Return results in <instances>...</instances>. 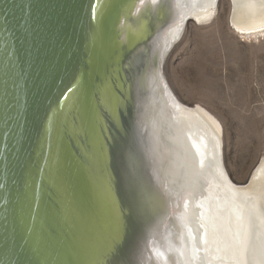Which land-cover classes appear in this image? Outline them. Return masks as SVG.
Instances as JSON below:
<instances>
[{
	"label": "water",
	"instance_id": "obj_1",
	"mask_svg": "<svg viewBox=\"0 0 264 264\" xmlns=\"http://www.w3.org/2000/svg\"><path fill=\"white\" fill-rule=\"evenodd\" d=\"M159 2L152 33L138 19L149 9L141 0H0V264H144L151 223L164 213L140 226L144 212L124 192L134 163L124 146L130 61L151 37L135 72L140 146L150 70L160 65L155 39L174 19ZM261 161L244 184L230 180L250 186ZM144 168L150 200L146 158Z\"/></svg>",
	"mask_w": 264,
	"mask_h": 264
},
{
	"label": "bare ground",
	"instance_id": "obj_2",
	"mask_svg": "<svg viewBox=\"0 0 264 264\" xmlns=\"http://www.w3.org/2000/svg\"><path fill=\"white\" fill-rule=\"evenodd\" d=\"M220 1L160 0L166 22L173 12L174 19L155 39L160 65L150 70V100L140 115L144 135L143 141L141 133L140 146L135 143V109L141 85L135 72L150 50L151 37L139 41L130 61L134 118H129L126 129L130 145L126 140L127 147L125 143L123 146L127 152L131 148L134 163L125 173L131 180L132 191L124 192L134 197L137 207L144 212L142 217L137 216L140 226L149 217L157 216V211L164 213L151 223V240L142 257L144 264H264V156L254 174V183L241 188L234 185L224 165L222 124L201 105L184 104L163 70L167 53L182 39L188 21L199 26L209 24L218 14ZM157 2L141 0V7L147 3L149 9L141 10L138 16L152 27V33L162 25L155 20ZM230 2L229 21L234 30L247 38L263 37L264 0ZM128 25L135 32V27ZM145 158L154 185L150 200L148 189L146 192L148 171L142 169ZM132 250L129 246V260Z\"/></svg>",
	"mask_w": 264,
	"mask_h": 264
},
{
	"label": "rangeland",
	"instance_id": "obj_3",
	"mask_svg": "<svg viewBox=\"0 0 264 264\" xmlns=\"http://www.w3.org/2000/svg\"><path fill=\"white\" fill-rule=\"evenodd\" d=\"M230 12V0H221L209 24L189 21L163 70L184 104L201 105L220 121L225 168L244 184L264 156V36L240 35Z\"/></svg>",
	"mask_w": 264,
	"mask_h": 264
}]
</instances>
